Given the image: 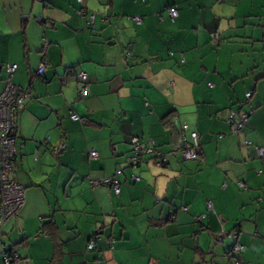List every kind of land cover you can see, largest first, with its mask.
Returning <instances> with one entry per match:
<instances>
[{
    "label": "crops",
    "instance_id": "0c3cea01",
    "mask_svg": "<svg viewBox=\"0 0 264 264\" xmlns=\"http://www.w3.org/2000/svg\"><path fill=\"white\" fill-rule=\"evenodd\" d=\"M7 64L29 96L0 264H264V0H0V94Z\"/></svg>",
    "mask_w": 264,
    "mask_h": 264
},
{
    "label": "built area",
    "instance_id": "2783aa9c",
    "mask_svg": "<svg viewBox=\"0 0 264 264\" xmlns=\"http://www.w3.org/2000/svg\"><path fill=\"white\" fill-rule=\"evenodd\" d=\"M177 10L173 7L168 9V16L171 20L177 17ZM45 62H42L36 69L35 76H41L45 71ZM17 66L14 64H7L6 71L8 77L16 71ZM72 74L73 72L70 71ZM75 79L79 82L80 96L85 97L88 94L87 86L85 82L87 80V74L82 71L73 73ZM29 91L21 89L15 86L10 81L5 82L3 91L0 94V235L2 226L7 220L15 216L24 203V189L13 179L12 163L17 150V113L20 107H22L24 101L28 98ZM246 101L251 97L250 93L245 95ZM251 111L248 113L250 114ZM73 121H78L79 118L72 114L70 117ZM247 114L239 113L237 111H229L227 115V122L232 124L234 131H239L246 124ZM80 121V120H79ZM187 126H182V131H187ZM135 156L130 159L131 164H137L140 161V156L144 153H152V149L142 150L136 145V140H132ZM61 145L58 148H54V152L63 149ZM200 152V146L198 141V135L195 132L190 133L189 141L185 143L182 150V158L186 161H193L198 158ZM262 153V151H260ZM264 153V152H263ZM92 158L97 157L96 152H91ZM160 164V163H158ZM138 180V179H135ZM118 182L113 179H105L97 182L96 185L111 186L114 189L115 194H119ZM208 208L212 210L211 204H208ZM93 247V242H90L87 246L88 249ZM241 248L239 245L234 246V251H239ZM4 263H10L14 260V263H18V256L13 253L11 257L3 255ZM236 264H238L236 262Z\"/></svg>",
    "mask_w": 264,
    "mask_h": 264
},
{
    "label": "trees",
    "instance_id": "16d2710c",
    "mask_svg": "<svg viewBox=\"0 0 264 264\" xmlns=\"http://www.w3.org/2000/svg\"><path fill=\"white\" fill-rule=\"evenodd\" d=\"M42 1H44V0H42ZM71 72H73L74 74H75V70L74 69H71L70 70ZM43 75V74H42ZM41 75V76H42ZM41 76H39V77H41ZM7 81H10V78L9 77H7L5 80H4V82H7ZM79 83V82H78ZM87 84V80H86V82H85V85ZM5 86V85H4ZM87 86V85H86ZM18 115H19V110H18V113H17V116H16V118H17V122H16V124H17V130H18ZM18 137V136H17ZM15 156H16V154H15ZM14 160H15V157H14ZM14 160H13V162H14ZM13 164V163H12ZM14 179V178H13ZM16 182V181H15ZM17 183V182H16ZM19 184V183H18ZM16 216V215H15ZM15 216H13V217H15ZM12 218V217H11ZM8 221V220H7ZM6 221V222H7ZM5 222V223H6ZM51 223V222H50ZM50 223H45V225H50ZM45 225H43V227H42V229H44V226ZM3 227V226H2ZM2 231V230H1ZM0 239H1V235H0ZM90 242H93V245H94V241L93 240H90L89 241V243ZM88 243V244H89ZM88 246V245H87ZM235 246V245H234ZM234 246H233V251H234ZM88 249V248H87ZM91 249H93V247L91 248ZM91 249H88V250H91ZM13 253H16L17 254V256H18V260L20 259V257H19V255H18V253L14 250V246H8L3 252H2V257H3V255H6L7 257H11L12 256V254ZM61 254V251L59 250V245L58 244H56V253H55V255H54V258H58L59 257V255ZM2 261H3V259H2ZM3 263H4V261H3ZM11 263H14V260L12 261V262H8V263H4V264H11ZM19 263V262H18ZM17 264V263H16Z\"/></svg>",
    "mask_w": 264,
    "mask_h": 264
}]
</instances>
